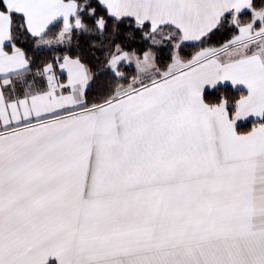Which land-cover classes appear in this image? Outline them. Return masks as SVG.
I'll list each match as a JSON object with an SVG mask.
<instances>
[{"label":"snow or ice","instance_id":"6c2138e0","mask_svg":"<svg viewBox=\"0 0 264 264\" xmlns=\"http://www.w3.org/2000/svg\"><path fill=\"white\" fill-rule=\"evenodd\" d=\"M0 264H264V0H0Z\"/></svg>","mask_w":264,"mask_h":264}]
</instances>
